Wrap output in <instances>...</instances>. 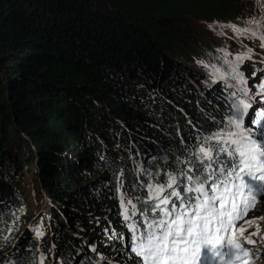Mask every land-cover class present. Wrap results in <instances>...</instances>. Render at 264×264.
<instances>
[{
    "label": "trees",
    "instance_id": "16d2710c",
    "mask_svg": "<svg viewBox=\"0 0 264 264\" xmlns=\"http://www.w3.org/2000/svg\"><path fill=\"white\" fill-rule=\"evenodd\" d=\"M234 9V0H0V264H132L121 195L147 203V185L187 170L234 104L257 97L264 48L231 28L226 45L208 48L196 27L246 25ZM245 46L248 96L225 64Z\"/></svg>",
    "mask_w": 264,
    "mask_h": 264
},
{
    "label": "snow or ice",
    "instance_id": "6c2138e0",
    "mask_svg": "<svg viewBox=\"0 0 264 264\" xmlns=\"http://www.w3.org/2000/svg\"><path fill=\"white\" fill-rule=\"evenodd\" d=\"M247 23L255 28L229 27L238 36L258 40L264 48V31H259L264 29V19L253 17ZM227 55V75L243 85L237 91L248 96L247 80L239 65L252 58L251 49L237 55L235 63L228 61ZM213 71L225 78L220 69ZM259 88L264 94V82ZM231 95L236 97L237 92ZM234 107L236 113L227 128L205 137L187 170L168 175L165 182L147 185V203L141 202L137 208L121 195L119 203L129 232L123 247L132 264H221L225 260L249 264L251 250L245 245L257 243L253 239L260 233L256 219H264H244L258 197L264 198V110L245 128L243 116L252 106L240 99ZM254 224L256 231L245 236ZM43 235L37 232V236ZM39 264H44L43 258Z\"/></svg>",
    "mask_w": 264,
    "mask_h": 264
},
{
    "label": "rangeland",
    "instance_id": "374dc122",
    "mask_svg": "<svg viewBox=\"0 0 264 264\" xmlns=\"http://www.w3.org/2000/svg\"><path fill=\"white\" fill-rule=\"evenodd\" d=\"M234 1H235L234 11L238 12V15H240L239 16L240 18L245 19V20H248L249 18H253V17L257 18V19H264V0H234ZM209 25H211V27H209ZM229 25H232V24H229V23H216V24L210 23V24H208L206 22L196 23V27L199 28V34L204 39L205 44L208 48H210V46L213 47L212 45H210V44H212V42L215 44H219V45H226L228 43L227 38L232 37L231 36L232 32L229 29L230 28ZM249 26L250 25L247 23L246 25H244L242 27H249ZM255 41H257L258 45H259L260 42L258 40H255ZM245 48H246V51L248 52L249 49L246 46H245ZM230 52L232 53V51H230ZM252 54H253V52L251 51V55ZM258 57L260 58V55ZM257 60H259V59H257ZM246 63L252 64L249 61ZM257 63H258V61L254 64V66H253L254 69H257L256 68ZM258 80H259V85L262 82H264V74H260V77ZM255 82H256V80H255ZM251 84L252 83H250V84L247 83V88H249ZM258 92L260 93V88H259ZM252 116H253V114H252ZM252 120H253V117H250V119H248V121L244 123L245 128L251 127ZM27 188L31 189V186L28 185ZM26 193H27V195H32V194H30V191L26 192ZM255 210L256 209L254 208L253 212L247 217L246 220L258 218V216H256V214H255V212H256ZM259 218H261V217H259ZM257 221L262 222L264 224V219H256V222ZM259 226H262V225H259ZM252 227H256V224H254ZM252 227H250V228H252ZM250 228H248L247 235L251 232ZM257 238H259V237H257ZM260 251L263 254V257L261 258V260H258L259 255H260V253H259L257 259L253 262V264H264V247Z\"/></svg>",
    "mask_w": 264,
    "mask_h": 264
},
{
    "label": "bare ground",
    "instance_id": "6f19581e",
    "mask_svg": "<svg viewBox=\"0 0 264 264\" xmlns=\"http://www.w3.org/2000/svg\"><path fill=\"white\" fill-rule=\"evenodd\" d=\"M248 217V216H247Z\"/></svg>",
    "mask_w": 264,
    "mask_h": 264
}]
</instances>
